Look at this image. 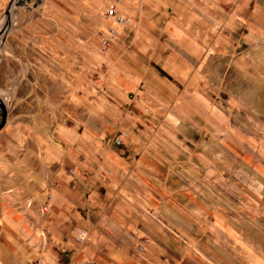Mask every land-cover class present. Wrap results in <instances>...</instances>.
<instances>
[{
  "label": "crops",
  "instance_id": "1",
  "mask_svg": "<svg viewBox=\"0 0 264 264\" xmlns=\"http://www.w3.org/2000/svg\"><path fill=\"white\" fill-rule=\"evenodd\" d=\"M9 1L0 0V17ZM106 1H24L16 8V27L2 39L1 103L5 92L10 97L0 129V264H223L216 243L226 223L212 206L223 199L213 190L218 183L192 175L206 166L207 149L180 142L209 130L225 136L228 129L213 91L208 96L209 81L221 71L203 57L207 3L182 8L168 0H117L116 11L129 21L121 29L102 20ZM96 27L117 32L106 53L92 37ZM81 33L91 36L86 52L103 57L88 116L95 121L99 99L105 116L118 98L120 127L128 126L120 128L126 133L119 144L114 137L102 146L106 130L76 129L58 108L55 119L49 115L61 106L66 59L84 56L79 39L65 37ZM113 55L123 64L113 65ZM165 127L172 143L153 146ZM143 137L150 139L147 147L138 143ZM154 153L175 159L165 164ZM186 154L189 160L180 157ZM81 230L85 239L77 243ZM141 240L146 243L137 253Z\"/></svg>",
  "mask_w": 264,
  "mask_h": 264
},
{
  "label": "rangeland",
  "instance_id": "2",
  "mask_svg": "<svg viewBox=\"0 0 264 264\" xmlns=\"http://www.w3.org/2000/svg\"><path fill=\"white\" fill-rule=\"evenodd\" d=\"M190 1L207 3L202 10L208 20L207 47L203 57L209 67L217 72L221 71L215 74V82L209 81L208 96L210 98V91H213L217 98V108L228 126V129H223L231 135L225 131V136H222L221 131L212 135L213 132L209 130L207 136L180 139V142L197 152L207 149L206 166L192 175L197 178L206 177L209 183L216 181L218 185L213 186V190L223 198L212 203L215 208L213 211L220 215L219 220L226 223V230L222 232L224 239L218 236V241L216 240V244L219 242L220 245V261L223 264H230L228 261L231 264H264V0H168V3H178L182 7V4ZM116 3L117 0L103 3L102 20L105 19L103 12L107 6H116ZM16 12L17 9L13 8L8 11L7 16L3 13L0 17V21L8 25L1 36L0 51L3 37H8L16 27L13 23ZM105 28L96 27L92 37L97 38L98 31ZM215 33L220 36L215 37ZM90 37L85 33H81V37H65L74 43L79 39V54L84 56L71 55L66 59L61 106H52L49 115L55 119L60 113L55 110L58 108L62 111L64 122L76 129L106 130L107 137L99 139L101 145L105 146L111 139L126 132L120 130L123 127H120L122 122L118 118L121 110L118 98L115 102L110 101L114 104L112 108L106 107L105 116L108 120L104 119L105 107L102 99H99L101 102L95 107V121L88 116L87 101L94 97L92 79L98 71L103 70V57L96 60L86 52L91 48L85 43ZM69 44L71 47L72 44ZM119 57L108 56L113 65L118 66L125 61L123 58L121 61ZM158 64L156 59L153 65ZM130 96L128 99L132 100L135 95L133 93ZM6 101L5 97L3 105ZM130 107L137 110L131 103ZM5 108L8 111L7 105ZM142 110L147 112L144 108ZM166 128L160 137L154 139L153 146H168L172 143L173 140L167 137ZM123 140L127 141V138ZM138 143L147 147L150 139L143 137ZM197 145L201 149L193 148ZM156 154L151 156L155 157ZM156 156L165 164L175 159L172 154L167 153ZM180 157L189 160V154ZM127 158L128 162L133 161L132 155L128 154ZM195 158L196 154L192 161ZM161 172L167 173V170L162 169ZM203 229L205 226L200 231L207 234Z\"/></svg>",
  "mask_w": 264,
  "mask_h": 264
},
{
  "label": "built area",
  "instance_id": "3",
  "mask_svg": "<svg viewBox=\"0 0 264 264\" xmlns=\"http://www.w3.org/2000/svg\"><path fill=\"white\" fill-rule=\"evenodd\" d=\"M104 18L109 19L110 21L113 22V24L116 26V28H125L129 21L128 19L124 18L122 15H120V13L118 11H116L115 9V4H110L107 6V8L104 10ZM116 30L112 27H106L105 29H103L102 31H98L97 35H98V42H99V48L101 53H106L109 49V46L115 42L116 40ZM92 86H93V90L96 92L97 90V85H98V77H94L92 79ZM123 137V135L121 136ZM114 142L116 144L120 143V138H116L114 139ZM103 174L106 176L110 173L109 169L107 168H103L102 169ZM107 181L106 178H103V182L105 183ZM85 231H80L78 236L75 237V241L77 243H81L84 241L85 239ZM146 243V240H141L139 241V243L136 245L135 247V251L137 253H142L143 252V247ZM34 264H39V260H35Z\"/></svg>",
  "mask_w": 264,
  "mask_h": 264
},
{
  "label": "water",
  "instance_id": "4",
  "mask_svg": "<svg viewBox=\"0 0 264 264\" xmlns=\"http://www.w3.org/2000/svg\"><path fill=\"white\" fill-rule=\"evenodd\" d=\"M24 1L29 2L30 0H10L9 4L7 6V8L4 11V15L7 16L8 11L11 9H16L18 6H20ZM3 26H5L6 30H7V23H3ZM5 28L2 31L1 36L5 33ZM2 38V37H1ZM1 40V39H0ZM5 119H6V108L3 106V104L0 101V129L4 126L5 124Z\"/></svg>",
  "mask_w": 264,
  "mask_h": 264
},
{
  "label": "bare ground",
  "instance_id": "5",
  "mask_svg": "<svg viewBox=\"0 0 264 264\" xmlns=\"http://www.w3.org/2000/svg\"><path fill=\"white\" fill-rule=\"evenodd\" d=\"M4 28H5V26H3V21H1V28H0V39H1V34H2V31L4 30ZM5 30H6V28H5ZM5 97H6V99H8L10 96H9V94L6 92L5 93ZM5 103V102H4ZM6 103H5V105H3L4 107H6Z\"/></svg>",
  "mask_w": 264,
  "mask_h": 264
}]
</instances>
